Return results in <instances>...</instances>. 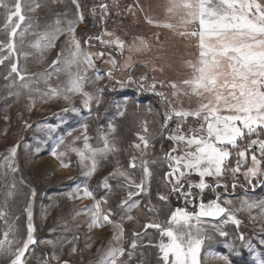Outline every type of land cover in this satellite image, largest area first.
Wrapping results in <instances>:
<instances>
[{
	"label": "rangeland",
	"instance_id": "374dc122",
	"mask_svg": "<svg viewBox=\"0 0 264 264\" xmlns=\"http://www.w3.org/2000/svg\"><path fill=\"white\" fill-rule=\"evenodd\" d=\"M9 7L14 6L15 0H5ZM42 5L35 12L27 11L24 8L23 14L32 18V28L24 37L25 44L23 51L28 53L24 56H11L0 64V211L6 213V218L0 220V239L3 238V231L6 230V221L14 225L16 229L15 237L21 241L27 235L28 215L25 211L29 207L32 212V224L34 226V239L36 243L29 246L25 253V264H97L99 256L104 252L113 236V226L105 225L103 228H88L90 216L86 214L76 215L78 211L91 207L95 202L93 199H69L68 194L84 185L93 191L96 200L107 196L108 202L101 203V211L108 214L111 210L110 219L114 223L121 224L124 229L122 246L126 252L122 259L125 264H163L160 259L158 245L160 242L159 230L155 228L145 229L144 225L157 222L166 225L168 216L176 208H186L188 211L197 210L201 200L208 203L220 196L219 203L231 210L240 208V201L248 199L249 202L264 200V185L256 183L255 187L248 184L244 172L251 166V151L247 153L246 159L241 161V170L236 174L226 172L220 178L221 186L213 191L212 187L200 193L193 188L194 203L186 204L179 193H171L170 186H165L164 176L169 171L166 162V153H169L176 145L166 137L177 127L175 118L169 121L168 128H162L164 124V114L167 105L164 100L156 95L163 92L168 99L171 97V88L162 87L160 82L167 85L169 82L181 83L185 79H190L193 75L191 64H196L198 60L199 48L198 37L183 36L181 32L185 28L180 24L179 15H171L167 12L168 0H79L80 12L83 22L75 25V36L81 41V48L90 53L103 52L104 55L93 57L94 68L87 71L88 82L85 83V91L95 94L97 89H102L99 93L100 103L92 102L90 108L85 109L81 100L82 96L76 95L72 98V106L78 111L64 112L62 109L68 107V103L63 99H55L47 103L41 102L32 93L35 99V106L29 108L32 100L28 92L19 87V80L15 74L8 80L5 77L10 70V64L18 62L21 68L27 69V73H40L49 70L57 54L64 50L67 56L69 45L66 43L68 33L55 41V46L41 54L31 45L36 42V33L43 32L46 25H54L59 18L60 27L67 28L69 20L76 19V7L71 0L63 2H53V0H37ZM24 0H22V4ZM107 5L104 11L100 5ZM96 9L93 12V9ZM7 12L0 7V41L7 42V32L4 30ZM152 19L154 23L149 24L147 19ZM14 21L16 18H13ZM164 24L174 25L173 28L163 27ZM28 26V21L21 22V29ZM191 27L189 26V29ZM101 33H112L111 37L105 35L104 40L119 38L124 42L123 50L101 44L99 40L93 39L90 43L97 41V44L105 48L90 47L83 43L90 36H100ZM141 40L148 45L144 48ZM19 46V38L16 39ZM188 44V45H187ZM140 48L139 51L136 49ZM197 49V50H196ZM19 50V49H18ZM7 50L0 53V56H7ZM119 57V61L118 58ZM109 59L117 61L118 69L113 72V79L107 77L111 68ZM39 61V62H38ZM129 65L125 67V65ZM63 67V65H61ZM75 67L71 71L75 72ZM102 77L96 80V76ZM131 77V81H129ZM141 77H146L141 80ZM68 76L60 73L53 76L50 83L52 86L66 83ZM13 80L17 84L11 88L8 86ZM123 82V86L121 83ZM156 83L155 91L149 89V85ZM141 83L144 87H141ZM42 90L46 85L41 82L38 85ZM19 92L17 96L15 93ZM182 103H176L177 108L190 109L197 106L195 97H181ZM195 121L189 118L187 124L183 125V131L187 132L188 126L195 125ZM87 125V135L89 144L94 148H102L103 140L101 136L107 134L110 141L115 143L118 151L114 155H109L107 159L100 160L96 173L91 178H86L78 163L75 152L69 147L83 148L84 131L83 125ZM26 125H31L27 127ZM109 125L115 129L109 131ZM147 129V131H145ZM71 133V135H69ZM145 136L150 147L145 150L144 155L132 145L140 143L139 136ZM80 137V139H76ZM252 138H256L253 136ZM261 138H264L262 136ZM64 139L65 143L57 147L59 141ZM74 142V143H73ZM249 140L245 138L239 142L240 148H244ZM16 146V156L12 158V164L16 171L8 169L5 158L10 156V149ZM143 148V145L141 144ZM230 147V146H229ZM66 152L62 158L69 164L68 168L61 167V160L51 153ZM233 152L229 169L236 167L238 157L236 151ZM180 154L179 151L173 153ZM258 159H261L259 151H256ZM133 156L137 157L136 163L146 160L151 170L149 181V191L147 194L134 196V201H139V207L132 209V220L127 219V209H121L118 205L127 193L124 189L117 187L123 183L121 179L109 178L112 191L108 192L101 186V181L105 176L119 166L130 173L136 183L142 177V168H129V161ZM261 167L264 168V159ZM199 176L192 174L182 183L187 190L188 181L199 182ZM210 185H216L217 181L212 177H206ZM15 184V189L12 185ZM236 184L235 190L232 185ZM13 190L14 194L7 197V193ZM135 191V189H132ZM168 195L169 199L165 204L158 200L157 193ZM34 193V194H33ZM7 197V199H6ZM232 201L225 204L224 200ZM155 206L157 211L149 212L148 208ZM260 210L252 208L249 211H237L236 217L241 220V225L237 231L236 226L231 223L223 228L229 233L227 238L215 236L212 241H206L201 249V264H223L217 257L228 255L232 264H257L258 259H264V245L260 240L264 238V231H261L264 220L260 218ZM251 217H255L253 220ZM207 219V218H206ZM221 219L210 221V223H221ZM139 232L141 236L137 238L135 250L130 248L133 233ZM243 233L252 248L242 246V242L236 239L239 233ZM146 233V234H145ZM215 235V234H214ZM9 238H12L11 236ZM167 242V238H164ZM51 241V243H48ZM235 244V249L230 250L227 245ZM86 245H91L87 247ZM73 246L77 251L72 252ZM99 250V251H98ZM131 251V258L127 253ZM53 255L58 259H53ZM12 256H0V264H10Z\"/></svg>",
	"mask_w": 264,
	"mask_h": 264
},
{
	"label": "snow or ice",
	"instance_id": "6c2138e0",
	"mask_svg": "<svg viewBox=\"0 0 264 264\" xmlns=\"http://www.w3.org/2000/svg\"><path fill=\"white\" fill-rule=\"evenodd\" d=\"M53 2H63V0H53ZM76 7V19L67 22V28L60 27L61 21L58 18L54 25H46L45 30L36 33L37 40L31 46L41 54L55 46V41L65 31L69 34L66 43L69 45L67 56L64 50L57 54V58L52 61L49 70L40 73H27V69L21 68L18 62L10 64V70L5 77L6 80L15 74L19 80V87L25 89L32 103L29 108L35 106V99L32 93L36 94V98L43 103L55 99H63L68 103V107L62 109L64 112H76L78 109L72 106V98L76 95L83 97L81 104L85 109L90 108L93 101L99 104L102 89H97L96 93L85 91V83L88 82L87 71L94 68L93 57H101L100 53L86 52L81 48V41L75 36V25L83 22V16L80 12L81 5L79 0H71ZM0 7L6 12V20L4 30L7 32V42L0 41V53L7 50V56H0V64L8 60L11 56H24L27 58L28 53L24 52V37L32 28V18L26 17L23 10L27 7V11L35 12L42 5L37 0H15L14 6L9 7L5 0H0ZM100 8L107 10V5L101 4ZM93 12L96 11L94 8ZM167 12L171 15H179L180 24L185 28L180 35L198 37L199 57L196 64H191L193 75L190 79H185L181 83L169 82L167 85L160 82L162 87L171 88V97L168 99L163 92H157L164 103L167 105L164 114V124L162 128H168L169 121L175 118L177 127L171 131L166 137L176 146L166 153L165 159L168 163L169 171L165 173V186H170L171 193H179L183 197L186 204L194 203L193 188L203 193L205 189L212 187L216 191L218 187H225L219 183L220 178L226 172L233 175L240 172L241 161L246 159L247 153L251 151V166L247 167L244 172L245 179L248 184L255 187L254 181L264 185V168L261 167L262 159H264V0H168ZM13 18H16L14 21ZM28 21V26L21 29V22ZM149 24L154 23L152 19H147ZM163 27L173 28L174 25L164 24ZM191 27V30L189 29ZM111 37L112 33H101L100 36H90L83 41L84 44L91 45L93 39L99 40L101 44L108 46L115 45L116 48L123 50L124 42L118 37L114 39L104 40L103 36ZM19 38V46L16 39ZM141 45L147 48L145 41L141 40ZM19 49V50H18ZM137 51L140 48L136 49ZM39 62V61H38ZM108 63L111 68L107 73L109 79H113L114 70L118 69L117 61L109 59ZM63 65V67H61ZM129 65H125L128 67ZM75 67V72L71 69ZM60 73H66L68 79L65 84L52 86L50 81L53 76H59ZM102 79L97 75L96 80ZM146 77H141L145 80ZM131 81V77H129ZM43 82L47 87L42 90L38 85ZM121 86H123V82ZM17 84L13 80L10 88ZM141 87L144 84L141 83ZM150 90L155 91L156 83L148 86ZM15 95L19 96L17 92ZM181 97H195L197 106L195 108L184 109L177 108L176 103H182ZM191 118L195 121V125H189L187 132L183 131L182 126L187 124ZM31 127V125H26ZM84 131L83 148L69 147V150L75 152L78 157V163L82 169V173L86 178H91L96 173L100 160L107 159L109 155H114L118 149L108 135L101 136L103 140L102 148H94L89 144L87 135V125L82 126ZM109 131L114 132L115 129L109 125ZM147 131V129H145ZM71 135V133H69ZM255 136L256 138H252ZM140 143L132 145L141 152L143 156L145 150L150 147L149 141L145 136H139ZM245 138L249 143L244 148H240L239 142ZM80 139V137H76ZM64 139L59 141L60 145L64 144ZM74 143V142H73ZM143 145V148L141 147ZM230 146V147H229ZM231 149H239L236 151L238 157L236 167L229 169L227 165L233 154ZM179 151L180 154L174 155ZM259 151L261 159L255 154ZM17 147L10 149V156L5 158L8 169L15 172L16 169L12 164V158L16 156ZM54 157L61 160V167L68 168L69 164L63 161L66 152H57L55 149L51 153ZM137 157L133 156L129 161V168H142V177L139 183H136L130 176V173L123 170L119 163L112 172L105 176L101 181V186L112 191L109 184V178L121 179L123 183H119L117 187L126 191L127 195L121 199L118 205L121 209H127V219L132 220L134 217L130 214L132 209L139 207V201H134V196L147 194L149 191V181L152 175L146 160H141L140 164L136 163ZM2 167V166H0ZM192 174L199 176L198 183L188 181L187 190L182 180H185ZM206 177H212L217 181L216 185H210L206 181ZM233 190L236 184L232 185ZM15 189V184L12 185ZM132 189H135L133 191ZM10 190L7 197L14 194ZM34 194V193H33ZM158 200L167 203L168 195L157 193ZM6 197V199H7ZM69 199L89 198L95 202L91 207L78 211L76 215L86 214L90 216L88 228H103L105 225H112L114 232L107 249L99 256L97 264H125L120 259L125 255V248L122 246L124 229L121 224L114 223L111 216V210L108 214L101 211V203H107V196L96 200L93 191L89 190L87 185L82 188L78 186L73 193L68 194ZM220 196L217 195L215 200L204 203L203 200L196 206L197 210L188 211L186 208H176L171 211L168 216L166 225L152 222L144 225L145 229L155 228L159 230L161 237L158 245L160 259L163 264H201V249L206 241H212L215 236L227 238L229 233L223 228L224 225L231 223L236 226L237 231L241 225L235 212L249 211L252 208L260 210V218L264 220V200L249 202L248 199L240 201V208L231 210L221 206L219 203ZM225 204H231L232 201L225 199ZM29 207L25 209L28 215L27 235L22 241L16 239V229L13 224L7 223L6 230L3 231V238L0 239V256L10 255L12 259L10 264H25V253L29 250V246L36 243L34 239V226L32 224V212ZM149 212L157 211L155 206L148 208ZM222 219L221 223H210ZM6 218V213L0 211V220ZM207 218V219H206ZM255 220V217H251ZM261 231H264L262 225ZM146 234V233H145ZM215 234V235H214ZM12 238H9V237ZM141 233L134 232L130 248L135 250L137 247V238ZM167 238L165 242L164 238ZM242 242V246L251 249V243L245 238L241 232L236 237ZM48 243H51L49 241ZM260 244L264 245V238L260 240ZM90 247L91 245H86ZM230 250L235 249V244H228ZM75 246L72 252H76ZM99 251V250H98ZM131 258L132 252L127 253ZM223 261V264H232L228 255H219L217 257ZM53 259H58L53 255ZM64 264H68L67 261ZM257 264H264V259L257 258Z\"/></svg>",
	"mask_w": 264,
	"mask_h": 264
},
{
	"label": "flooded vegetation",
	"instance_id": "af4514ba",
	"mask_svg": "<svg viewBox=\"0 0 264 264\" xmlns=\"http://www.w3.org/2000/svg\"><path fill=\"white\" fill-rule=\"evenodd\" d=\"M91 47H94V48H99L100 46L97 44V41H94L93 43H91ZM101 49V48H100ZM103 50V49H101Z\"/></svg>",
	"mask_w": 264,
	"mask_h": 264
},
{
	"label": "water",
	"instance_id": "95a60500",
	"mask_svg": "<svg viewBox=\"0 0 264 264\" xmlns=\"http://www.w3.org/2000/svg\"><path fill=\"white\" fill-rule=\"evenodd\" d=\"M99 48H101V49H105V48H102V47H99ZM117 58H118V61H119V57L117 56Z\"/></svg>",
	"mask_w": 264,
	"mask_h": 264
},
{
	"label": "trees",
	"instance_id": "16d2710c",
	"mask_svg": "<svg viewBox=\"0 0 264 264\" xmlns=\"http://www.w3.org/2000/svg\"><path fill=\"white\" fill-rule=\"evenodd\" d=\"M188 45V44H187ZM197 50V49H196ZM195 63H197V59H195Z\"/></svg>",
	"mask_w": 264,
	"mask_h": 264
}]
</instances>
